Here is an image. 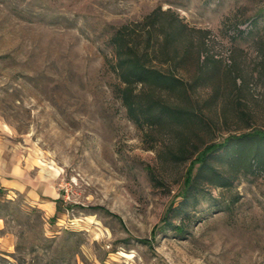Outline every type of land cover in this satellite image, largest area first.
<instances>
[{
	"label": "rangeland",
	"instance_id": "rangeland-1",
	"mask_svg": "<svg viewBox=\"0 0 264 264\" xmlns=\"http://www.w3.org/2000/svg\"><path fill=\"white\" fill-rule=\"evenodd\" d=\"M158 7L187 28L189 54L153 65L191 85L184 102L202 120L192 130L143 131L116 92L109 37ZM263 10L264 0H0V163L51 172L57 196L49 214L0 186V264H264V172L203 183L180 230L162 222L198 151L264 132Z\"/></svg>",
	"mask_w": 264,
	"mask_h": 264
},
{
	"label": "trees",
	"instance_id": "trees-1",
	"mask_svg": "<svg viewBox=\"0 0 264 264\" xmlns=\"http://www.w3.org/2000/svg\"><path fill=\"white\" fill-rule=\"evenodd\" d=\"M260 15L264 17V10ZM186 31L177 16L158 7L139 22L120 25L109 37L118 98L127 118L143 131L166 128L188 131L202 123L197 112L184 102L191 85L187 86L170 67L160 69L153 65L154 60L164 58L175 67L189 54ZM170 96L179 101H171ZM175 149L171 156L182 158L185 153L182 146ZM197 155L198 165L187 179L181 199L163 215L165 227L181 229L180 223L190 216L189 201L196 203L201 184L227 187L239 175L264 172V132L229 136L220 143L205 146ZM176 218L178 225H173L172 220Z\"/></svg>",
	"mask_w": 264,
	"mask_h": 264
},
{
	"label": "crops",
	"instance_id": "crops-1",
	"mask_svg": "<svg viewBox=\"0 0 264 264\" xmlns=\"http://www.w3.org/2000/svg\"><path fill=\"white\" fill-rule=\"evenodd\" d=\"M48 177L49 174L47 175L45 171L42 174L39 173V170L34 175L30 174V170L25 164L12 165L6 172L0 163V180L5 181L0 186L6 185L9 189L25 193L33 204L46 209L51 214L55 210L57 196L52 185L53 179Z\"/></svg>",
	"mask_w": 264,
	"mask_h": 264
},
{
	"label": "bare ground",
	"instance_id": "bare-ground-1",
	"mask_svg": "<svg viewBox=\"0 0 264 264\" xmlns=\"http://www.w3.org/2000/svg\"><path fill=\"white\" fill-rule=\"evenodd\" d=\"M39 163H40L41 165H44V162L41 161V160L39 161ZM47 168L50 169V170L52 169V170H54L56 173H58V170L54 169L50 164H47ZM48 174H51V172H50V173L48 172L47 175H48Z\"/></svg>",
	"mask_w": 264,
	"mask_h": 264
}]
</instances>
